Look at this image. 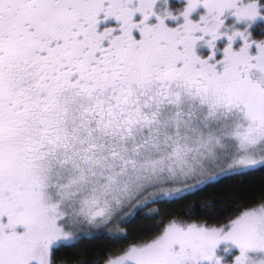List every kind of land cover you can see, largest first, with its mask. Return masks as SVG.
<instances>
[{"label":"snow or ice","instance_id":"snow-or-ice-1","mask_svg":"<svg viewBox=\"0 0 264 264\" xmlns=\"http://www.w3.org/2000/svg\"><path fill=\"white\" fill-rule=\"evenodd\" d=\"M0 264H264V0H0Z\"/></svg>","mask_w":264,"mask_h":264}]
</instances>
